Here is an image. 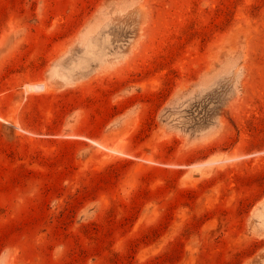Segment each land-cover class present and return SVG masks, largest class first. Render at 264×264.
<instances>
[{"label":"rangeland","instance_id":"1","mask_svg":"<svg viewBox=\"0 0 264 264\" xmlns=\"http://www.w3.org/2000/svg\"><path fill=\"white\" fill-rule=\"evenodd\" d=\"M0 264H264V0H0Z\"/></svg>","mask_w":264,"mask_h":264}]
</instances>
